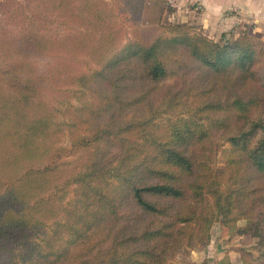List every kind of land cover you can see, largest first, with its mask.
I'll return each mask as SVG.
<instances>
[{"label":"trees","instance_id":"16d2710c","mask_svg":"<svg viewBox=\"0 0 264 264\" xmlns=\"http://www.w3.org/2000/svg\"><path fill=\"white\" fill-rule=\"evenodd\" d=\"M167 6L0 0V264H175L240 221L264 264V40Z\"/></svg>","mask_w":264,"mask_h":264},{"label":"rangeland","instance_id":"374dc122","mask_svg":"<svg viewBox=\"0 0 264 264\" xmlns=\"http://www.w3.org/2000/svg\"><path fill=\"white\" fill-rule=\"evenodd\" d=\"M114 5L117 0H104ZM24 2V1H23ZM168 6L163 17L164 23H182L187 24L201 32L206 36L213 39L216 42L231 41L242 34L253 35L254 24L247 19L246 16H239L241 22L239 23H226L221 26V22L224 19L231 20L232 16L237 14L232 10H228L221 16L208 15L204 5L197 0H167ZM13 8L8 7L6 11ZM5 11V12H6ZM7 25V21L4 20V16L0 15V34L2 35V29ZM256 25V24H255ZM9 25V29H10ZM8 27V25H7ZM261 38V36L253 35ZM263 39V38H261ZM264 40V39H263ZM221 162L222 160L219 159ZM218 167H223L222 163L218 164ZM240 226L244 227L245 233H230L227 229H223L219 224H216L212 228V238L217 237L220 243V248L216 243L215 250H206L207 247L194 249L190 257L183 260L178 258L175 264H243L241 256L238 252L239 249L245 248L250 251L254 259H259L262 254V237L261 233L258 234L254 225L240 221ZM225 248V249H224ZM225 256V257H224ZM219 257H224L222 260H218Z\"/></svg>","mask_w":264,"mask_h":264},{"label":"crops","instance_id":"0c3cea01","mask_svg":"<svg viewBox=\"0 0 264 264\" xmlns=\"http://www.w3.org/2000/svg\"><path fill=\"white\" fill-rule=\"evenodd\" d=\"M187 1V0H186ZM200 1L206 8L208 15L221 16L228 10L234 11L233 19H224L220 24L239 23L241 18L239 16H246L254 24L253 35L261 36L264 39V0H197ZM256 24V25H255ZM217 237L212 238V243L206 250H215L216 243L218 244ZM220 243H223L221 240ZM220 243L218 248H220ZM225 249V248H224ZM225 257V256H224ZM224 257H219L222 260Z\"/></svg>","mask_w":264,"mask_h":264}]
</instances>
